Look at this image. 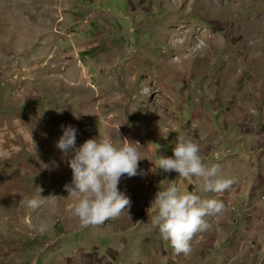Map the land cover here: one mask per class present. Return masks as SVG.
<instances>
[{"label": "rangeland", "instance_id": "rangeland-1", "mask_svg": "<svg viewBox=\"0 0 264 264\" xmlns=\"http://www.w3.org/2000/svg\"><path fill=\"white\" fill-rule=\"evenodd\" d=\"M11 121L29 128L8 130ZM62 125L77 128V146L118 141V127L140 143L138 174L118 186L128 213L88 226L73 215L71 155L55 146ZM181 135L235 180L210 192L224 210L187 255L162 238L152 206L168 181L205 198L203 178L158 168ZM263 181L264 0H0V264H214L238 244L225 219L241 201L233 195L255 193L260 208ZM35 186L62 199L30 209Z\"/></svg>", "mask_w": 264, "mask_h": 264}, {"label": "clouds", "instance_id": "clouds-1", "mask_svg": "<svg viewBox=\"0 0 264 264\" xmlns=\"http://www.w3.org/2000/svg\"><path fill=\"white\" fill-rule=\"evenodd\" d=\"M74 117L79 119L77 115ZM61 131L62 135L55 146L64 157L71 155L67 165L72 170V185H66L65 189L77 197L73 215L88 226L102 225L125 211L128 213L131 200L119 191L118 186L122 177L131 178L138 174L142 160L140 143L128 137L121 139L119 127L116 130L118 141L98 136L85 140L80 146L76 143L77 128L62 125ZM32 142L35 145L33 139ZM154 145L159 151L160 145ZM172 151V157L157 156L158 168L164 172L175 171L184 178H203L204 192L223 193L235 183L234 179L220 176L219 165H205L200 146L193 140L177 136ZM35 188L37 194L23 201L30 209L36 210L46 202L62 199L51 195L42 197L43 188ZM152 206L157 210L153 223L178 255H187L192 251L194 236L210 227L206 217L221 213L225 207L222 200L202 198L191 191L182 192L176 181H168V186L163 190L159 187ZM48 227L47 223L41 222L38 230L44 232Z\"/></svg>", "mask_w": 264, "mask_h": 264}, {"label": "crops", "instance_id": "crops-1", "mask_svg": "<svg viewBox=\"0 0 264 264\" xmlns=\"http://www.w3.org/2000/svg\"><path fill=\"white\" fill-rule=\"evenodd\" d=\"M261 184H264V181L260 182ZM203 194L205 198H210V192H203ZM257 196L248 191L236 192L233 195L232 198L236 200L239 198L238 200L241 201H238L236 210L229 212L225 219L231 224V229L228 230L229 238L232 239L231 237L235 234L239 237L238 244H228L222 252V260L219 262L217 259H213L214 264L221 262V264H226L227 256L229 260L237 258L240 264H264V205L258 208L254 206V203L250 204V198L256 199ZM208 223H210V218ZM236 225L240 227H236ZM212 247H215V243H212Z\"/></svg>", "mask_w": 264, "mask_h": 264}, {"label": "bare ground", "instance_id": "bare-ground-1", "mask_svg": "<svg viewBox=\"0 0 264 264\" xmlns=\"http://www.w3.org/2000/svg\"><path fill=\"white\" fill-rule=\"evenodd\" d=\"M7 125V129L8 130H13L14 128H19V127H23V128H29L28 126H23L24 125V123H22L21 121L19 122V123H13L12 121L11 122H8V123H6ZM22 128V129H23ZM8 132V131H7ZM9 134V133H8ZM16 136H18V134H16ZM6 137V136H5ZM28 138V137H27ZM9 143H4V146H7ZM22 144H26V143H22ZM28 144H31V146L33 145V143H28ZM47 160H48V158H46V157H42V161H43V163L45 162V165H48V162H47ZM12 178V177H11ZM9 179V178H8ZM3 180H5V179H3ZM2 184V183H1Z\"/></svg>", "mask_w": 264, "mask_h": 264}, {"label": "built area", "instance_id": "built-area-1", "mask_svg": "<svg viewBox=\"0 0 264 264\" xmlns=\"http://www.w3.org/2000/svg\"><path fill=\"white\" fill-rule=\"evenodd\" d=\"M147 181H148V182H150V181H149V178H148V180H147Z\"/></svg>", "mask_w": 264, "mask_h": 264}]
</instances>
